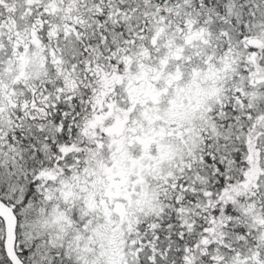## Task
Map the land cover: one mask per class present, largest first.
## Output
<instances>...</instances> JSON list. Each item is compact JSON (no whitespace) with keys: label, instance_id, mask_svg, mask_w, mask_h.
<instances>
[{"label":"snow or ice","instance_id":"6c2138e0","mask_svg":"<svg viewBox=\"0 0 264 264\" xmlns=\"http://www.w3.org/2000/svg\"><path fill=\"white\" fill-rule=\"evenodd\" d=\"M0 264H264V0H0Z\"/></svg>","mask_w":264,"mask_h":264}]
</instances>
